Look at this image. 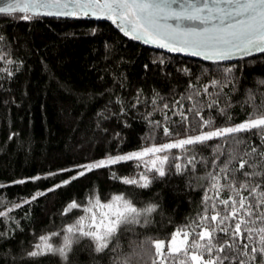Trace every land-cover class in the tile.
Returning a JSON list of instances; mask_svg holds the SVG:
<instances>
[{"label": "trees", "instance_id": "obj_1", "mask_svg": "<svg viewBox=\"0 0 264 264\" xmlns=\"http://www.w3.org/2000/svg\"><path fill=\"white\" fill-rule=\"evenodd\" d=\"M22 15L0 14L4 37L0 41L4 55L0 60V212L21 205L7 213L8 219L0 217V232L7 233L0 237V264H65L59 256L29 258L27 252L40 235L59 232L85 215L80 209L63 213L73 200L86 204L92 193L103 201L123 193L138 208L158 205L149 225L135 226V234L124 232L118 241L122 251H129L133 242H144L138 249V264H152L155 250L150 240L167 241L176 229L198 223L200 216L227 214L219 201L237 198L236 194L227 188L219 193L210 190L209 177L220 173L233 151L231 141L225 140L213 139L191 152L170 151L171 158L180 157L173 162L185 167L184 174L176 175L172 167L168 176L155 179L149 188L112 178L113 173L118 178L138 173L141 165L127 162L47 189L78 166L99 158L248 119L253 105L264 101V53L202 61L146 48L104 21L78 16H33L26 21ZM10 69L13 74L8 76ZM214 80L219 81L217 86ZM250 94L253 99L248 102ZM213 101L216 105L209 107ZM202 118L213 120V126L201 128ZM164 128L172 135L165 136ZM255 132L238 134L246 140L241 150L264 149ZM191 155L196 157L194 170L188 164ZM237 179L243 177L237 174ZM219 182L226 183L223 178ZM38 193L43 195L32 199ZM205 193L212 198L207 204ZM241 195L247 192L241 190ZM233 223L225 222L230 227ZM249 226L262 225L257 221ZM217 236L226 238L223 233ZM244 236H251V241L241 238L237 243L260 247L259 232ZM52 242L60 245L62 239L53 237ZM114 255L95 252L91 241L83 239L74 245L67 264H112ZM260 260L264 257H258L257 264Z\"/></svg>", "mask_w": 264, "mask_h": 264}, {"label": "snow or ice", "instance_id": "obj_2", "mask_svg": "<svg viewBox=\"0 0 264 264\" xmlns=\"http://www.w3.org/2000/svg\"><path fill=\"white\" fill-rule=\"evenodd\" d=\"M70 5L72 11H64ZM41 9L47 10L44 12L45 15L75 16L82 12L85 15L92 14L111 19L113 22L118 21L121 30L135 39L141 36L148 37L162 47L188 51L191 55L204 54L206 59L224 60L236 54L250 56L254 52L264 53V0H2L0 14L23 13L21 18L27 21L33 19V16L40 15ZM29 12L32 15H29ZM168 21L174 23L169 24ZM3 39L4 37L0 35V41ZM3 59L4 55L0 52V60ZM8 63L14 62L8 61ZM231 71V68L226 70L227 73ZM12 74L10 69L7 75ZM212 84L217 86L219 81L214 80ZM252 99L250 94L248 102ZM137 102H139L138 98ZM216 103L217 101H213L209 107L215 106ZM258 108H264V101H261V105H253V112L249 114V118L238 124L213 127L211 131L201 132L196 136H186L172 143L106 156L100 161L82 166L84 170L78 172L72 179L120 163L135 162L136 166L140 167V163L143 162L145 172L131 178H118L113 173L112 178L136 188H149L155 179L168 176L172 167L175 168L176 175H183L185 172L184 166L173 162L180 157L171 158L168 155L156 154L175 148L191 152L194 151V146L207 144L213 139L231 141L229 147L233 151L228 153L220 173L209 174L212 181L210 190L219 193L227 188L236 194L237 198L230 196L219 201L225 206L227 214L217 212L210 217L200 216L198 223H190L176 229L167 241L150 240L155 250L152 264H226V262L233 264L237 261L238 264H257L258 257H264V187H262L264 149L248 146L241 150L246 140L238 134L256 130L253 134L259 135L261 143L264 144V110L257 111ZM220 111L221 114L226 115V109L222 108ZM197 115H199L198 109ZM227 118L231 119V117ZM213 124V120L202 118L199 126L212 127ZM164 134L172 135L168 128H164ZM221 148L220 144L216 145L217 152L223 155ZM149 155L154 157L151 159L150 167H148L149 162L143 159ZM195 161V155L188 157V164L193 170ZM234 162L236 166H233ZM165 165L168 167L166 168ZM149 172L152 173L151 177L148 175ZM221 173L225 175L221 177ZM237 174L243 179L238 180ZM221 178L226 183L221 184L219 182ZM70 182L66 180L63 183ZM16 183H24V181H16ZM52 190L54 189L49 191ZM241 190L247 192V195H241ZM211 199L205 193L204 202L207 204ZM2 203L3 201L0 200V204ZM19 207L20 204H14L13 208L0 212V217L8 219L7 213ZM157 207L156 204H149L138 208L134 201L123 193L113 194L107 201H103L98 193H92L87 198L86 204L73 200L66 206L63 214L67 215L74 209H80L85 215L79 216L73 224L62 228L59 232L40 235L32 250L27 252V256L29 258L59 256L61 261L67 264L74 245L87 239L91 241L95 252L114 253L112 264H138L137 258L140 255L138 249L143 248L144 242L141 241L139 244L133 242L129 251H122L118 241L124 232L135 234V226L149 225L152 222L149 217L156 212ZM228 220L234 222L231 227L225 224ZM208 221L212 223L209 224ZM257 221L261 222V227L249 226L255 225ZM253 232L261 234L260 247L250 248L247 243L242 245L237 243L241 238L251 241V236L244 234ZM217 233H223L226 238H219ZM6 235L7 233L0 232V237ZM53 237H60L62 243L54 244ZM259 264H264V260H260Z\"/></svg>", "mask_w": 264, "mask_h": 264}, {"label": "water", "instance_id": "obj_3", "mask_svg": "<svg viewBox=\"0 0 264 264\" xmlns=\"http://www.w3.org/2000/svg\"><path fill=\"white\" fill-rule=\"evenodd\" d=\"M0 6H2V0H0ZM45 11H47V10L41 9L40 10L41 14L40 15H36V16H41V17H75V16H78V17L89 18V19H94V20H98V21H104V22H107V23L111 24L112 26H114L125 37L138 42L140 45H142V46H144L146 48L157 50V51H160V52H163V53H167V54H173V55L181 56V57H184V58L197 59V60L209 61V62H221V61L238 60V59H241V58L248 57V56H241L239 54H236V55H234V56H232L230 58H226L224 60L206 59L204 54L191 55L190 52H188V51L170 50L167 47H162V46H160V44L158 42H153L148 37L141 36V38L135 39V38L132 37V35L125 34V32L121 30V27H120V24H119L118 21L113 22V20H111V19L99 17V16L92 15V14L85 15L82 12L79 13L78 15H75V16H56V15H45L44 14ZM64 11H72V6L70 5L69 8L68 9H64ZM29 14L32 15L31 12H29ZM168 23L172 24L174 22L173 21H168ZM197 26L199 27V25H197ZM258 53H260V52H254L252 55H255V54H258ZM252 55H250V56H252Z\"/></svg>", "mask_w": 264, "mask_h": 264}, {"label": "rangeland", "instance_id": "obj_4", "mask_svg": "<svg viewBox=\"0 0 264 264\" xmlns=\"http://www.w3.org/2000/svg\"><path fill=\"white\" fill-rule=\"evenodd\" d=\"M243 121H244V120H243ZM240 122H242V121H240ZM240 122L231 123V124H228V125H222V126H218V127L231 126V125H234V124H238V123H240ZM211 130H212V129L203 130V131H200V132H198V133H196V134H192V135H188V136H196V135L200 134L201 132L211 131ZM185 137H186V136H184V137H180V138H176V139H172V140H168V141H165V142H159V143L151 144V145H148V146H145V147H150V146H153V145L159 146V145H162V144H165V143H172V142H175L176 140L183 139V138H185ZM145 147H142V148H145ZM142 148H140V149H136V150L127 151V152H123V153H118V154H115V155L135 152V151L141 150ZM174 150H180V149H179V148H175V149L168 150V151H166L165 153H158V154H156V155H159V156L168 155L170 151H174ZM115 155H112V156H115ZM104 158H105V157H103V158H99V159H97V160H94V161H91V162H88V163H85V164H83V165L78 166L77 168L74 169V171H72V173H71L68 177H66V178H64V179H62V180H59L57 183H55V184H53L52 186H50L47 190L53 189V188H55L57 185L64 184V183H63L64 181H66V180L69 181L72 177L77 176L78 172L84 170L82 166H84V165H88V164L93 163V162L100 161V160H102V159H104ZM153 158H154V157H152L151 155L146 156V157L143 158L145 161H148V162H149L148 167L151 166V163H150V162H151V159H153ZM140 165H141V168H140V170L138 171V173L145 172L146 169H145V165L143 164V162H141ZM138 173L133 174V175H128V176H121L120 178H131V177L137 176ZM149 173H150V172H149ZM149 173H148V174H149ZM47 190H46V191H47ZM38 194H39V193H38ZM38 194H35L34 196H37ZM34 196H33V197H34ZM85 223H87V221H86Z\"/></svg>", "mask_w": 264, "mask_h": 264}]
</instances>
